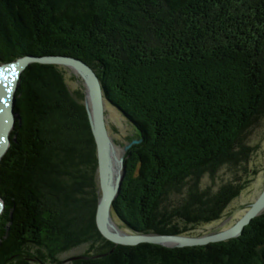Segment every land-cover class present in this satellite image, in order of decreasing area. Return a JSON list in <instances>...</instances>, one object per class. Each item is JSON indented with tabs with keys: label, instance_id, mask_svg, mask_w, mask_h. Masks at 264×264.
<instances>
[{
	"label": "trees",
	"instance_id": "obj_1",
	"mask_svg": "<svg viewBox=\"0 0 264 264\" xmlns=\"http://www.w3.org/2000/svg\"><path fill=\"white\" fill-rule=\"evenodd\" d=\"M27 55L84 61L127 120L128 142L141 140L112 206L122 227L187 235L218 220L245 187L236 178L197 190L204 173L246 162L248 137L264 121V0H0V63ZM65 70L33 62L20 74L0 158V264H264V213L241 235L201 246L104 238L88 190L97 158L84 93L69 88ZM184 185L198 206L161 208ZM73 196H92V207L76 215ZM79 243L84 255L60 258Z\"/></svg>",
	"mask_w": 264,
	"mask_h": 264
},
{
	"label": "water",
	"instance_id": "obj_2",
	"mask_svg": "<svg viewBox=\"0 0 264 264\" xmlns=\"http://www.w3.org/2000/svg\"><path fill=\"white\" fill-rule=\"evenodd\" d=\"M8 63L0 64V158L10 142L9 131L13 127L15 91L21 71L30 63L56 64L70 68L78 73L85 83V106L89 116L91 132L96 145L97 178L99 198L95 222L101 235L114 244L133 246L139 243L159 244L166 247H192L212 242L224 241L242 234L244 226L264 213V187L245 212L231 226L219 232L207 235L191 236L185 234H143L124 231L112 217V206L118 197L126 172L124 153L141 140H132L122 149H118L108 133L105 121L106 100L101 82L95 71L79 58L63 55L24 56ZM117 152V158L114 155ZM116 154V153H115ZM114 155V164L112 156ZM111 174L114 179L111 180ZM111 180V181H110Z\"/></svg>",
	"mask_w": 264,
	"mask_h": 264
},
{
	"label": "rangeland",
	"instance_id": "obj_3",
	"mask_svg": "<svg viewBox=\"0 0 264 264\" xmlns=\"http://www.w3.org/2000/svg\"><path fill=\"white\" fill-rule=\"evenodd\" d=\"M66 56V55H63ZM56 65V64H55ZM68 70H65V78L66 82L69 86V88L73 91L77 88H81L83 93H84V107H85V112L86 116L88 119L89 123V128L91 130L90 122H89V116L88 112L85 106V83L83 78L70 68L64 66ZM26 68V67H25ZM24 70V69H23ZM22 70V71H23ZM21 71V73H22ZM20 73V74H21ZM46 90V88H45ZM54 98V97H53ZM57 98L53 99V102L56 101ZM51 101V100H50ZM49 101V102H50ZM60 100H57L55 103L50 102L56 108L59 110L61 109L59 106ZM58 106V107H57ZM106 110H105V121L108 129V133L111 136L114 145L118 149H122L125 147L129 142L127 140L128 136L131 135L130 133V126L127 123V120L114 108H110L109 104L106 103L105 105ZM58 110V111H59ZM57 111V109H56ZM64 114V113H63ZM64 119L65 123L69 120V117H67L66 114L64 116L62 115V120ZM13 129V128H12ZM12 129L10 130L9 134L11 133ZM62 136V135H61ZM63 137L62 139H59L60 143H63ZM80 140H84L83 134H80ZM90 141H93L95 145V140L93 137V134L91 132V137H88ZM85 143V142H84ZM83 143V144H84ZM81 144V143H80ZM65 145V143H63ZM248 145H249V152H248V159L246 162L243 160H239L236 164H228L224 165L221 167L214 175H210L208 173L203 174V178L201 181L198 183L197 190L199 192H204L206 187H210L212 190H216L221 184L227 183V182H234V180L237 178L238 182L240 184H246L245 187H243L240 191L239 194L236 198H234L226 207V209L223 211L221 214V217L214 221V222H208L205 224H199L195 226L193 229L187 232V235L191 236H200V235H207L211 233H215L222 228H225L229 224L234 223L236 220H238L239 217L245 212V210L248 208L249 204L254 201V199L259 195L261 192L262 188L264 187V121L261 123L260 126L257 128H254L249 137H248ZM83 145L81 144L80 147ZM131 148V146L125 151L124 153V162L126 165V172H125V177L124 182L127 178L128 170H130L129 165L127 162V153L128 150ZM95 151H96V145H95ZM130 155V154H129ZM128 155V156H129ZM130 158V156H129ZM127 160V161H126ZM247 181V183H245ZM123 182V183H124ZM86 184V181L84 182ZM79 187H82V190H86V187L83 186V182L80 181L78 182ZM123 188V184L121 185V189ZM188 186H183L182 188L175 187V191L172 192L171 194H165V201L163 204H161L163 207L168 206L170 208L171 205H178L179 203H185L188 200V193L190 190H188ZM94 190V193L96 195V202L94 205V220L96 217V208H97V203H98V198L100 195L99 192V184H98V178H97V167H96V177H94L93 185L88 188V190ZM120 189V190H121ZM194 191V190H192ZM209 191V190H206ZM90 195V193H89ZM77 200V204L79 207L76 208V211L80 210L79 212H76V215H79L81 213L84 214L88 208L92 207L91 205V200L92 196L89 198L83 197V199H77V196H73ZM192 199V208L198 206L197 202H195L193 198ZM191 199L189 198L187 203H190ZM116 200V199H115ZM114 200V201H115ZM160 208V209H161ZM4 210H2L1 214L3 213ZM126 211V210H125ZM82 218V217H81ZM116 222V220H115ZM119 226L120 229L127 231L126 228L122 227L118 222H116ZM251 223V222H250ZM96 224V222H95ZM249 225V224H248ZM248 225H245L244 228ZM97 228V226H96ZM98 230V228H97ZM244 230V229H243ZM99 231V230H98ZM100 233V232H99ZM101 234V233H100ZM143 234H153V233H143ZM88 245L86 243H79L77 246H74L71 250L66 251L60 255V258L63 260H68L72 256H82L85 254V251L87 250Z\"/></svg>",
	"mask_w": 264,
	"mask_h": 264
},
{
	"label": "bare ground",
	"instance_id": "obj_4",
	"mask_svg": "<svg viewBox=\"0 0 264 264\" xmlns=\"http://www.w3.org/2000/svg\"><path fill=\"white\" fill-rule=\"evenodd\" d=\"M205 1V0H204ZM252 2V1H251ZM211 10V9H210ZM249 15V14H248ZM253 18V17H252ZM230 19V18H229ZM231 24V23H230ZM154 26V25H153ZM195 27V26H194ZM236 28V27H235ZM236 33V32H235ZM237 34V33H236ZM114 39V38H113ZM155 39V38H154ZM172 39V38H171ZM162 41V40H161ZM220 44V43H219ZM141 45V44H140ZM93 46V45H92ZM91 46V47H92ZM193 46V45H192ZM90 47V48H91ZM192 48V47H191ZM128 50V49H127ZM176 50H177V48H176ZM95 51V50H94ZM96 52V51H95ZM194 52V51H193ZM107 60V59H106ZM126 66V65H125ZM165 66V65H164ZM124 67V66H123ZM129 69V68H128ZM164 69V68H163ZM140 70V69H139ZM127 73V72H126ZM139 76V75H138ZM183 76V75H182ZM144 77V76H143ZM167 77V76H166ZM180 77V76H179ZM127 78V77H126ZM139 80V79H138ZM126 82V81H125ZM138 82V81H137ZM128 85V84H127ZM133 87H134V85H133ZM181 89V88H180ZM116 92V91H115ZM164 92V91H163ZM167 92V91H166ZM131 93V92H130ZM155 93V92H154ZM167 99V98H166ZM190 116V115H189ZM188 117V116H187ZM116 153V154H115ZM114 155H115V157L117 158L118 156H117V152H114ZM114 155L112 156V162H113V164H114ZM114 179V174H111V180H113ZM110 180V181H111ZM202 204V203H201ZM147 216V215H146ZM185 226V225H184Z\"/></svg>",
	"mask_w": 264,
	"mask_h": 264
}]
</instances>
